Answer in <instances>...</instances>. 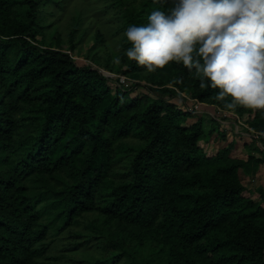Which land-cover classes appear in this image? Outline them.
Masks as SVG:
<instances>
[{
  "label": "trees",
  "instance_id": "16d2710c",
  "mask_svg": "<svg viewBox=\"0 0 264 264\" xmlns=\"http://www.w3.org/2000/svg\"><path fill=\"white\" fill-rule=\"evenodd\" d=\"M170 6L0 0V264H264V187L247 197L240 177L264 163V114L226 109L182 62L124 54L128 24ZM177 97L244 119L247 158L234 141L209 156L200 142L226 130Z\"/></svg>",
  "mask_w": 264,
  "mask_h": 264
},
{
  "label": "clouds",
  "instance_id": "9594fccd",
  "mask_svg": "<svg viewBox=\"0 0 264 264\" xmlns=\"http://www.w3.org/2000/svg\"><path fill=\"white\" fill-rule=\"evenodd\" d=\"M124 36V54L147 71L182 62L201 88L219 87L216 99L232 97L226 109L244 105L264 114V0H171L146 23L128 24Z\"/></svg>",
  "mask_w": 264,
  "mask_h": 264
},
{
  "label": "rangeland",
  "instance_id": "374dc122",
  "mask_svg": "<svg viewBox=\"0 0 264 264\" xmlns=\"http://www.w3.org/2000/svg\"><path fill=\"white\" fill-rule=\"evenodd\" d=\"M86 46L84 47L83 54L85 53ZM75 58L78 60L80 64L89 63V61L84 57V55H80L75 53ZM90 64V63H89ZM108 78H109V85L111 88L115 91L117 86H119L122 83V75H111L109 76V72L105 70H101ZM133 81H127L123 83L124 85H131ZM141 84L145 85V82H142ZM139 92H147V89L145 87H139L136 89L134 94H137ZM172 102L176 103L181 109L183 110H189L194 111L199 116H205L207 120V132L209 131V122H211V117L215 116L220 122H221V128L226 130V140L221 139L217 136V133L215 132L209 141L207 142H200V145L204 148L206 153L209 156L215 155L219 148L231 141L235 142V148L233 150L232 156L238 157V158H247L248 150L245 148L246 144H252L253 143V137H255L254 131L246 128L248 127L246 124V121L244 119H239L236 114L231 112H224L214 106H209L205 104H201L194 100H184L181 97H177L174 99H171ZM195 119V118H194ZM194 119H189L188 124H192ZM262 146L261 144H259ZM264 149V146H262ZM256 156L260 158H264L263 153H254ZM240 177L243 181V183L247 187V191L245 192V196L251 197L255 200H259L260 197L258 193L256 192V188L258 186L264 187V163L261 166V169L259 170L257 174V179L255 182H252L249 180V177L245 175L242 171L240 172Z\"/></svg>",
  "mask_w": 264,
  "mask_h": 264
},
{
  "label": "built area",
  "instance_id": "2783aa9c",
  "mask_svg": "<svg viewBox=\"0 0 264 264\" xmlns=\"http://www.w3.org/2000/svg\"><path fill=\"white\" fill-rule=\"evenodd\" d=\"M123 83L126 82V78L125 77H122V80H121Z\"/></svg>",
  "mask_w": 264,
  "mask_h": 264
},
{
  "label": "bare ground",
  "instance_id": "6f19581e",
  "mask_svg": "<svg viewBox=\"0 0 264 264\" xmlns=\"http://www.w3.org/2000/svg\"><path fill=\"white\" fill-rule=\"evenodd\" d=\"M108 74H109V76H111V75L113 76V74H110V73H108Z\"/></svg>",
  "mask_w": 264,
  "mask_h": 264
}]
</instances>
